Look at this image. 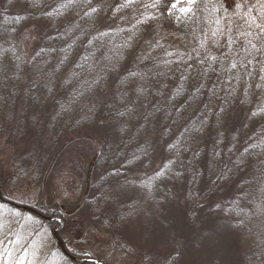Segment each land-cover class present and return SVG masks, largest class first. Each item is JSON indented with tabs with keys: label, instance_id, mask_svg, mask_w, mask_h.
Returning a JSON list of instances; mask_svg holds the SVG:
<instances>
[{
	"label": "trees",
	"instance_id": "16d2710c",
	"mask_svg": "<svg viewBox=\"0 0 264 264\" xmlns=\"http://www.w3.org/2000/svg\"><path fill=\"white\" fill-rule=\"evenodd\" d=\"M257 24L264 26V0H0V60L11 62L5 75L16 106L30 101L37 181L48 164L42 146L70 135L101 142L84 203L95 184L106 189L144 160L167 157L192 190L187 216H228L242 246L250 237L247 253L264 264V31ZM31 33L28 58L23 37ZM32 207L64 220L62 209ZM67 229L59 232L66 249L90 257L70 247ZM55 251L58 264H92L73 261L58 244Z\"/></svg>",
	"mask_w": 264,
	"mask_h": 264
},
{
	"label": "rangeland",
	"instance_id": "374dc122",
	"mask_svg": "<svg viewBox=\"0 0 264 264\" xmlns=\"http://www.w3.org/2000/svg\"><path fill=\"white\" fill-rule=\"evenodd\" d=\"M35 37H23L28 58ZM10 63L0 60V184L7 200L62 209L70 247L104 264H168L178 254L176 264L257 263L246 250L250 237L242 246L228 216L217 211L187 216L192 190L184 175L170 169L167 157L144 160L106 189L95 184L84 203L87 172L101 142L70 135L42 146L39 156L48 164L43 184L37 181L34 143L27 134L32 108L28 100L16 106L5 75ZM9 126L11 133L4 131ZM41 219L0 203V264H58L57 227L51 230Z\"/></svg>",
	"mask_w": 264,
	"mask_h": 264
},
{
	"label": "water",
	"instance_id": "95a60500",
	"mask_svg": "<svg viewBox=\"0 0 264 264\" xmlns=\"http://www.w3.org/2000/svg\"><path fill=\"white\" fill-rule=\"evenodd\" d=\"M0 201L8 204L10 206H13L15 208H19L28 212H31L37 216H39L40 218L47 220V221H52V222H58V227L54 230V237L57 241V244L59 246V248L61 249V251L70 259H72L73 261L79 262V263H92V264H104L102 261L92 258V257H83V256H78V255H74L72 253H70L66 247L65 244L63 242V240L61 239V237L59 236V232L62 230V228L64 227V221L62 218L60 217H56V216H50L44 213H41L40 211H38L37 209H35L34 207L31 206H27V205H22L16 202H12L10 200H7L6 198L3 197L1 191H0Z\"/></svg>",
	"mask_w": 264,
	"mask_h": 264
},
{
	"label": "snow or ice",
	"instance_id": "6c2138e0",
	"mask_svg": "<svg viewBox=\"0 0 264 264\" xmlns=\"http://www.w3.org/2000/svg\"><path fill=\"white\" fill-rule=\"evenodd\" d=\"M190 2L191 3H195V0H190ZM173 7H175V5H173ZM242 7V4H240V3H237L236 4V8L237 9H239V8H241ZM183 11H191V9L189 8V9H182ZM214 10H216V9H214ZM251 20H252V22L253 23H255V21H256V17H251ZM257 27H261L262 28V31H264V26H262V25H260V24H257L256 25Z\"/></svg>",
	"mask_w": 264,
	"mask_h": 264
}]
</instances>
